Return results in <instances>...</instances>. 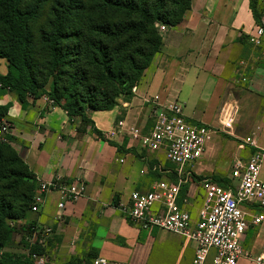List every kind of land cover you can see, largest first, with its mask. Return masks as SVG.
<instances>
[{
	"label": "crops",
	"instance_id": "0c3cea01",
	"mask_svg": "<svg viewBox=\"0 0 264 264\" xmlns=\"http://www.w3.org/2000/svg\"><path fill=\"white\" fill-rule=\"evenodd\" d=\"M258 1L264 11V0ZM256 27L250 0H192L183 22L161 32V51L133 90L132 100L120 101L112 111L88 112L89 120L105 140L92 133L90 124L78 117L70 118L50 99L30 97L23 108L13 94L1 98L0 104L10 107L12 146L37 181L61 178L69 183H85V195L62 213L58 210L59 194L51 193L41 212L31 213L36 218L26 220L53 227L51 241L61 239L53 249L57 263L68 262L81 252L84 233L98 257L110 261L192 264L195 243L159 229L141 230L120 211L132 193L146 194L156 182L177 180L166 151L144 148L129 130L150 133L153 110L146 100L158 97L162 104L180 102L188 121L219 132L209 142L192 178L184 184L186 190L180 193L179 205L189 211L195 225L205 202L202 180L198 181L231 168L229 180L233 183L234 161L246 162L253 152L239 150L238 142L256 127H262L259 143L264 145V47L249 42ZM243 78L248 82L238 83ZM229 103L237 104L241 111L233 131H225L219 123L221 110ZM220 133L233 139L229 142L236 150L219 155L215 147L222 143ZM217 157L221 159L219 166ZM261 177L264 180V169ZM156 210L161 211L159 206ZM249 210L255 213L254 208ZM247 240L248 235L245 249L259 254L264 248V224L251 247L246 246Z\"/></svg>",
	"mask_w": 264,
	"mask_h": 264
},
{
	"label": "trees",
	"instance_id": "16d2710c",
	"mask_svg": "<svg viewBox=\"0 0 264 264\" xmlns=\"http://www.w3.org/2000/svg\"><path fill=\"white\" fill-rule=\"evenodd\" d=\"M24 1L0 0V58L8 63L7 74H0V98L9 92L26 108L28 98L46 96L70 118L78 117L90 124L92 133L102 140L105 137L89 120L88 112L112 111L120 101L132 100L133 90L161 51L163 39L158 25L178 26L192 7V0H38L29 10H23ZM47 2L48 27L34 36L31 26ZM250 8L257 26H261L264 11L259 1L250 0ZM9 109L0 105V124L9 118ZM1 164L10 169L9 176L16 185L36 184L23 158L0 139ZM37 186L29 203L18 213H12L0 201V231L12 235L21 229L27 249L45 253L38 247L29 248L25 241L27 226L9 225L12 220L25 219L26 211L31 213ZM186 188L182 185L181 191ZM6 241H0V248ZM96 258L97 250L65 264H92ZM20 262L24 263L9 255L0 257V264Z\"/></svg>",
	"mask_w": 264,
	"mask_h": 264
},
{
	"label": "built area",
	"instance_id": "2783aa9c",
	"mask_svg": "<svg viewBox=\"0 0 264 264\" xmlns=\"http://www.w3.org/2000/svg\"><path fill=\"white\" fill-rule=\"evenodd\" d=\"M160 32H166V25H158ZM249 42L256 47H264V15L262 25L257 26L249 36ZM247 83L243 78L238 83ZM47 100L48 97L45 96ZM53 102V101H52ZM152 106L153 127L149 134L142 135L131 128L129 134L139 139L141 145L152 151L165 150L168 161L175 167L177 183L159 181L146 194L134 192L129 202L120 206V211L132 225L141 230L159 229L183 237L195 243L192 264H239L241 259L250 264H264V248L259 254L246 250L244 241L247 232L264 224V145L259 143L262 127H256L252 134L240 141L239 150H253L248 160L237 159L233 163V188H223L211 178L202 180L205 202L198 222L193 225L191 215L179 205L181 186L192 178L195 166L202 160L209 142L217 131L207 125L187 120L184 105L178 101L162 104L158 97L146 100ZM239 114L235 103L226 104L220 113L219 123L225 131H233ZM12 123L3 120L0 124V139L10 135ZM58 193L60 213L69 204H74L86 193L83 180L72 183L61 178L53 181H39L33 199L31 213L39 214L45 205L47 195ZM159 206L161 211L156 210ZM249 208H254L252 213ZM57 219H61V215ZM11 228H29L25 241L29 248L38 247L45 253H31L32 264H48L46 252L55 235L51 226L27 223L26 219L12 220ZM93 264H130L110 261L98 257Z\"/></svg>",
	"mask_w": 264,
	"mask_h": 264
},
{
	"label": "rangeland",
	"instance_id": "374dc122",
	"mask_svg": "<svg viewBox=\"0 0 264 264\" xmlns=\"http://www.w3.org/2000/svg\"><path fill=\"white\" fill-rule=\"evenodd\" d=\"M37 1L38 0H25L23 3V10H29L31 7H33L34 4H36ZM49 16H50L49 15V2H47L45 4L43 11L40 13L38 19L31 26V32L33 33L34 36H37L42 29L48 27ZM160 25H163V24H160ZM2 35H3V32H2V28L0 27V40L2 39ZM7 67H8V63L6 62V60L0 58V74L1 75L7 74ZM51 85H52V79L49 80L46 86V91L48 93L51 91V87H52ZM1 106H8V105H1ZM240 113L241 111L239 110V114ZM3 120L10 121L9 118L3 119ZM218 133L219 132L217 131V134ZM219 136L221 137L222 143L221 145H217L215 147L219 155L220 154L221 156L225 154L227 155L228 153L230 154V152H233L234 150H236V147L233 145V143L229 142L233 140L232 138L222 133H220ZM10 137L9 135H7L5 136L4 139H1V140L4 143L9 144L16 151V149L12 146L13 141L10 140ZM239 143L240 142H238V144ZM224 145H226V148ZM215 160L219 166V160L221 159L217 157L215 158ZM230 171H231V168H229L227 172H217L213 174H208L207 178H211L214 182L220 183L226 189L233 188L234 184L229 180ZM9 174H10V169L7 167V165L1 164L0 165V201H3L7 207H10L12 209V213H18L22 210V207L26 206L29 203L30 198L32 197L36 189L38 181L36 179V184L25 183L23 185H16L14 183L15 182L14 178L10 177ZM201 179L198 182H201ZM25 214H26L25 215L26 220L33 221L36 218V216L32 215L28 211H26ZM261 230H262V227L259 229H256L255 231L249 232L246 246L248 247L252 246L254 238L258 235V233ZM23 237H24V233L21 229H19L16 233H13L12 235H6L3 231H0V241L4 242V238H7V241L5 242V244L0 248V257L9 255L15 261H20V260L24 261V263L20 262L21 264H30V260L27 258L28 249L25 246ZM82 239H83V242H82L83 248L81 252L73 256L72 259H75V258L84 259L85 256H87L88 254L93 255L94 252H96V248H94L93 246H89V241H88L89 238L86 237L84 233L82 235ZM60 240H61L60 238H55L53 242L52 241L50 242L47 252L45 254L48 264H60L59 262L57 263V260L53 257V249L56 247L57 243L59 244ZM93 261L94 259L91 260L92 264H93ZM65 263L67 262H64L62 264H65ZM239 264H249V263L241 259L239 261Z\"/></svg>",
	"mask_w": 264,
	"mask_h": 264
}]
</instances>
